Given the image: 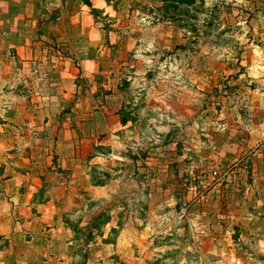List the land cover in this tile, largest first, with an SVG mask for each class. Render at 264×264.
Returning a JSON list of instances; mask_svg holds the SVG:
<instances>
[{
  "label": "rangeland",
  "instance_id": "1",
  "mask_svg": "<svg viewBox=\"0 0 264 264\" xmlns=\"http://www.w3.org/2000/svg\"><path fill=\"white\" fill-rule=\"evenodd\" d=\"M192 1L151 8L132 52L120 59L112 51L117 62L89 79L80 71L82 94L66 99L65 118L87 102L128 122L113 148L102 128L94 154L115 157L87 168L106 196L70 183L60 200L78 264H125L104 258L121 229L139 239L130 246L140 264H202L208 230L227 221L222 205L249 201L250 187L264 182L254 171L256 145L228 158L221 137L264 107V0ZM112 220L118 228L106 225Z\"/></svg>",
  "mask_w": 264,
  "mask_h": 264
},
{
  "label": "crops",
  "instance_id": "2",
  "mask_svg": "<svg viewBox=\"0 0 264 264\" xmlns=\"http://www.w3.org/2000/svg\"><path fill=\"white\" fill-rule=\"evenodd\" d=\"M163 5L161 0H0V264H78L60 200L70 183L106 196L107 186L90 184L87 168L115 157L94 154L103 144L102 128L112 134L113 148V134L128 122L121 123L108 106L85 108L87 102L74 103L72 118H65L66 99L82 94L80 71L89 79L100 66L117 62L112 51L120 59L132 52L142 37L137 22ZM251 110L246 121L226 125L221 137L228 158L256 145L254 171L263 180L264 117L256 116L264 107ZM250 189L249 201L222 205L227 221L216 223L217 233L208 230L202 264H264L258 258L264 254V182ZM133 242L139 243L137 236L121 229L104 258L116 254L125 264H140Z\"/></svg>",
  "mask_w": 264,
  "mask_h": 264
},
{
  "label": "trees",
  "instance_id": "3",
  "mask_svg": "<svg viewBox=\"0 0 264 264\" xmlns=\"http://www.w3.org/2000/svg\"><path fill=\"white\" fill-rule=\"evenodd\" d=\"M86 2H88V0H85ZM171 2V3H174V4H191L193 1L192 0H162L163 4H166L167 2ZM124 121L122 120V123Z\"/></svg>",
  "mask_w": 264,
  "mask_h": 264
}]
</instances>
